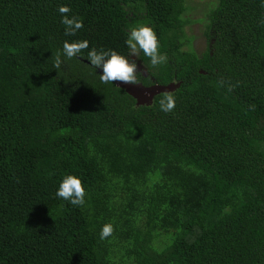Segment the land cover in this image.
I'll list each match as a JSON object with an SVG mask.
<instances>
[{"label":"trees","instance_id":"obj_1","mask_svg":"<svg viewBox=\"0 0 264 264\" xmlns=\"http://www.w3.org/2000/svg\"><path fill=\"white\" fill-rule=\"evenodd\" d=\"M184 2L0 0V264H264V0H218L201 56L181 50ZM138 24L168 57L139 53L154 82L180 83L173 112L102 84L88 50L53 67L65 40L129 56ZM67 174L83 207L55 197Z\"/></svg>","mask_w":264,"mask_h":264},{"label":"clouds","instance_id":"obj_2","mask_svg":"<svg viewBox=\"0 0 264 264\" xmlns=\"http://www.w3.org/2000/svg\"><path fill=\"white\" fill-rule=\"evenodd\" d=\"M264 6V4H262ZM61 24L64 26L65 36H75L84 27L83 19L77 15H70L72 9L67 5L58 8ZM125 45L130 49V56L142 52L148 57L152 67L166 64L168 57L161 52L160 39L155 30V25L138 24L132 27L125 40ZM87 51V60L90 65L100 71L99 79L102 84H138L140 66L135 59L123 55L114 49L105 50L93 47L89 50V41L65 40L61 50L53 56V67L60 70L62 65L73 58L79 57ZM231 90V88L229 89ZM159 109L164 113H171L176 107V96L172 91L160 93ZM87 191L81 177L75 174L65 175L59 183L55 197L68 201L74 207H83L86 204ZM115 232L113 222L103 224L99 238L106 240Z\"/></svg>","mask_w":264,"mask_h":264},{"label":"rangeland","instance_id":"obj_3","mask_svg":"<svg viewBox=\"0 0 264 264\" xmlns=\"http://www.w3.org/2000/svg\"><path fill=\"white\" fill-rule=\"evenodd\" d=\"M217 4L218 0H185L186 11L181 16L184 21L182 52L201 56L208 48L206 32H210V14L217 7ZM139 53L137 52L135 56H129L137 61L141 74L145 75L147 73L150 75L153 71H149L145 64L141 62ZM128 259L125 252L117 248L113 256V264H130Z\"/></svg>","mask_w":264,"mask_h":264},{"label":"water","instance_id":"obj_4","mask_svg":"<svg viewBox=\"0 0 264 264\" xmlns=\"http://www.w3.org/2000/svg\"><path fill=\"white\" fill-rule=\"evenodd\" d=\"M98 73L100 71L97 69ZM203 73V71H200ZM147 73L144 75L146 76ZM117 88L123 89L126 94L135 100L136 106H149L152 104L154 97L164 91H176L180 87L179 82H171L166 85L152 84L151 86H144L142 83L132 84H115Z\"/></svg>","mask_w":264,"mask_h":264},{"label":"flooded vegetation","instance_id":"obj_5","mask_svg":"<svg viewBox=\"0 0 264 264\" xmlns=\"http://www.w3.org/2000/svg\"><path fill=\"white\" fill-rule=\"evenodd\" d=\"M138 74H140L141 76H144L143 74L140 73V71L138 72ZM145 78L150 79L151 84L149 86H151L152 84H155L156 82H154V78L152 76H150L149 74H147L146 76H144ZM141 83V82H140Z\"/></svg>","mask_w":264,"mask_h":264}]
</instances>
